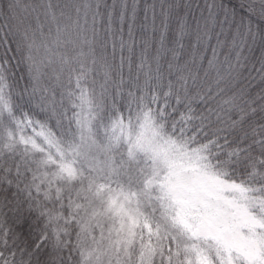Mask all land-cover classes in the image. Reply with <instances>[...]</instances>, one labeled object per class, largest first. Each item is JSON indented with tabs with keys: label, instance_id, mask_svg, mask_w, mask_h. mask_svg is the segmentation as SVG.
Returning <instances> with one entry per match:
<instances>
[{
	"label": "snow or ice",
	"instance_id": "1",
	"mask_svg": "<svg viewBox=\"0 0 264 264\" xmlns=\"http://www.w3.org/2000/svg\"><path fill=\"white\" fill-rule=\"evenodd\" d=\"M0 264H264V0H0Z\"/></svg>",
	"mask_w": 264,
	"mask_h": 264
},
{
	"label": "trees",
	"instance_id": "2",
	"mask_svg": "<svg viewBox=\"0 0 264 264\" xmlns=\"http://www.w3.org/2000/svg\"><path fill=\"white\" fill-rule=\"evenodd\" d=\"M21 84H23V81H21Z\"/></svg>",
	"mask_w": 264,
	"mask_h": 264
}]
</instances>
